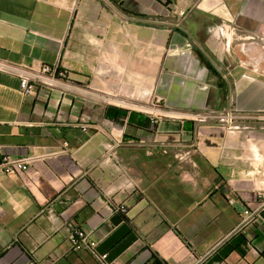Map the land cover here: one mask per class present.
Listing matches in <instances>:
<instances>
[{"label":"crops","instance_id":"obj_1","mask_svg":"<svg viewBox=\"0 0 264 264\" xmlns=\"http://www.w3.org/2000/svg\"><path fill=\"white\" fill-rule=\"evenodd\" d=\"M260 118L264 0H0V264H264Z\"/></svg>","mask_w":264,"mask_h":264},{"label":"built area","instance_id":"obj_2","mask_svg":"<svg viewBox=\"0 0 264 264\" xmlns=\"http://www.w3.org/2000/svg\"><path fill=\"white\" fill-rule=\"evenodd\" d=\"M41 72L46 75H52L51 78L52 80H55V77L59 78H65L67 76L66 71H59V67H51V66H43ZM16 74H20L22 77V83H21V91L25 95H30L34 91V84L29 80V74L24 71V70H18ZM23 74V75H22ZM41 77V76H40ZM220 119L225 122L226 124H231L233 118L232 114L231 115H222L218 116ZM229 129H239V126H228ZM31 159H15V158H10V157H4L0 159V170L4 172L5 174H10L12 172H22L25 171L28 168V164H30ZM232 203V201H231ZM121 212L124 214L126 212V209L124 207L118 208L116 210V213ZM244 214L246 217L251 216V211L250 210H245ZM71 242L73 245V249L75 251H80V250H90L92 252H95L98 244L96 242L91 241L87 233L82 230V229H74L72 234H71ZM100 259L103 262H106L107 259V254H104L102 256H99ZM106 264V263H105Z\"/></svg>","mask_w":264,"mask_h":264},{"label":"trees","instance_id":"obj_3","mask_svg":"<svg viewBox=\"0 0 264 264\" xmlns=\"http://www.w3.org/2000/svg\"><path fill=\"white\" fill-rule=\"evenodd\" d=\"M201 59H202V61L204 62V64H206V65L209 67V69H210L211 71L214 72V69L210 66V64L207 63V62L204 60L203 57H201ZM59 71H64V70H62L61 68H59ZM221 85H223V84H221ZM223 86H224V85H223ZM117 215L121 216L120 219L123 220V221H125V219L122 217L123 214H122L121 212H119Z\"/></svg>","mask_w":264,"mask_h":264},{"label":"rangeland","instance_id":"obj_4","mask_svg":"<svg viewBox=\"0 0 264 264\" xmlns=\"http://www.w3.org/2000/svg\"><path fill=\"white\" fill-rule=\"evenodd\" d=\"M235 112V111H234ZM234 112H232V117H234L235 115V117L237 118L238 117V115H237V113L235 114ZM239 117L238 118H241V117H243L242 115H241V113H239ZM254 117H259V116H254ZM204 118H206V117H204ZM206 119H208V118H206ZM248 119H251V118H248ZM254 119V118H253ZM256 120L258 119V118H255ZM254 119V120H255ZM261 120H264V118H260ZM229 126V125H228ZM224 127H226V126H224ZM245 127H241V129H244ZM227 129L228 130H233V129H229L228 127H227ZM245 129H248V128H245ZM233 131H239V130H233Z\"/></svg>","mask_w":264,"mask_h":264}]
</instances>
